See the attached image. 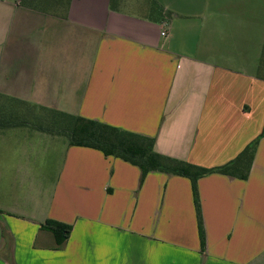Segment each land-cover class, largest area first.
<instances>
[{"label":"crops","instance_id":"crops-1","mask_svg":"<svg viewBox=\"0 0 264 264\" xmlns=\"http://www.w3.org/2000/svg\"><path fill=\"white\" fill-rule=\"evenodd\" d=\"M110 2L0 0V106L103 123L203 169L260 138L247 175L197 179L201 247L188 178L0 129V264H264V0ZM48 221L70 226L61 245Z\"/></svg>","mask_w":264,"mask_h":264},{"label":"trees","instance_id":"trees-1","mask_svg":"<svg viewBox=\"0 0 264 264\" xmlns=\"http://www.w3.org/2000/svg\"><path fill=\"white\" fill-rule=\"evenodd\" d=\"M113 0L110 2L112 9ZM31 111L10 104L0 106V129L31 125L34 128L65 138L70 146L88 147L100 151L105 157H114L141 171V177L149 172H159L171 176L186 177L191 182L198 234L201 247L204 246V232L196 193L197 179L211 173H219L244 179L253 159L254 150L260 138L250 143L229 163L203 169L187 163L156 154L153 139L138 134L121 131L103 123L84 120L59 112H50L42 118L26 119ZM41 119V120H38ZM51 232L57 245L64 243L69 236L70 226L48 221L43 226Z\"/></svg>","mask_w":264,"mask_h":264},{"label":"built area","instance_id":"built-area-1","mask_svg":"<svg viewBox=\"0 0 264 264\" xmlns=\"http://www.w3.org/2000/svg\"><path fill=\"white\" fill-rule=\"evenodd\" d=\"M161 36H165V32H162V33H161Z\"/></svg>","mask_w":264,"mask_h":264},{"label":"rangeland","instance_id":"rangeland-1","mask_svg":"<svg viewBox=\"0 0 264 264\" xmlns=\"http://www.w3.org/2000/svg\"><path fill=\"white\" fill-rule=\"evenodd\" d=\"M32 113V112H31ZM33 116V115H32Z\"/></svg>","mask_w":264,"mask_h":264}]
</instances>
